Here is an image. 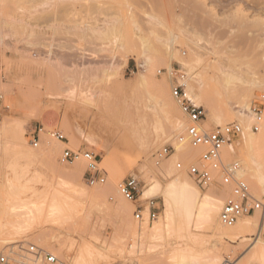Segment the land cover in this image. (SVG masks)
Here are the masks:
<instances>
[{
  "label": "rangeland",
  "instance_id": "374dc122",
  "mask_svg": "<svg viewBox=\"0 0 264 264\" xmlns=\"http://www.w3.org/2000/svg\"><path fill=\"white\" fill-rule=\"evenodd\" d=\"M95 2L91 3L92 6L95 5L92 10L87 9L85 12L86 8H82L61 16L55 23V26H58L56 29H53V26L50 27L51 23L41 19L36 20L37 14H34V9H30V5H26L24 11L20 13L14 9L12 13L13 10L11 8L10 11L9 7L6 10L0 8V76L4 85L9 89L11 87L12 91L14 90L12 92L10 89L9 95V92H0L3 95L0 107L1 122L10 116L9 118L14 123H21L29 148L34 149L33 153L38 151L37 156L39 157L36 156L32 161L21 158L15 173L10 174L11 180L24 184L26 182L24 189L18 187V184H14L16 185L14 189L7 188V178L0 166V252H7L10 248H27L29 244L52 252L55 248L58 252L61 246H67L70 242L78 240L79 237H84L86 242L93 246H103L104 249L102 248L101 251L103 258L98 264H171L170 253L174 248L172 245L175 240H169L167 237H144L136 247L134 239L138 242V237L132 236L140 232L139 227L144 223V220H136L134 214L136 210H141L144 215L147 209L149 219L150 202L153 201L155 208L153 212L157 213L156 220L163 212L161 198L144 201L141 196L148 186L146 180L156 178L159 173L154 159L155 154L165 147L173 146L175 132L161 112L153 111V107H155L152 99L154 93L140 83L138 75L143 72V69L136 57L129 53V58L124 64L125 53L119 47L113 53L106 52L107 44L110 45L109 47L112 45L108 41L100 39L98 31L105 30L104 27H108L109 30L113 26L117 27V30L112 33L108 30L111 42V38L120 37L124 30L133 32L136 26L141 28L146 35L150 31L149 29L153 28L165 42L174 34L180 35L183 28L198 31V28L201 29V21H206V18L212 15L218 19L213 26L215 33H220L223 28H226L221 27L223 21L229 22L230 20L235 35L242 36L247 32L245 35L248 42L245 39L244 42L242 39H238L239 35L237 38L218 36L211 46L206 41H201V46L212 48L214 56L210 59L203 58L194 74L206 81L213 74L215 77L223 76L220 70L221 67H224L227 71L234 72L237 77H243L247 81L255 80L256 82L251 83L249 86L251 88L247 92L242 89L239 94L233 92L219 96L216 94L217 96H214L215 113L226 120L221 126L224 127L227 124L239 123L231 111L232 108L239 110L244 106H249L252 109H260L262 121L259 131L252 130L256 137L260 138V135L264 133V7L257 0V3L253 1L251 4L247 0H95ZM30 10L33 14L29 12ZM16 16L22 18L23 24H29V27L23 28L19 25L12 29L14 27L7 25V23L12 24ZM75 24H78L79 27L96 26L95 31L91 30L96 39L92 41L81 39L82 32L80 30L75 28L70 30V27ZM151 41L147 55L151 56L155 48L160 51L157 54L160 60L164 59V53L168 46L154 41L152 37ZM79 49L83 50L86 55L83 59L80 57L79 53L82 52ZM176 49L180 50V56L185 59L189 58L190 51L185 46L178 45ZM49 50L52 51V54L48 53ZM183 54L186 55L183 56ZM28 56L32 58H26ZM210 62L213 66L211 70L208 68ZM171 65L183 69V66L179 65L175 58L171 60ZM89 68L94 69L91 71ZM164 69L168 68L165 65L156 66L155 75H153L155 81L170 82L165 74H159V71ZM209 71L210 73H208ZM65 75L75 76L66 77ZM238 84L239 87H242L241 83ZM72 89L76 96H74L76 101L73 104L68 100ZM50 99L60 102L54 103L49 101ZM201 105L205 107L207 114L205 124L203 123L204 127L207 130L219 127L210 119L212 115L205 104ZM54 108L58 112L59 120L69 118L74 124H80L91 134L109 137V139H105V148L102 145L90 146L84 140L80 141L79 148L72 149L63 146V149L59 150L54 157L58 168L63 172L62 174L59 171L62 175L55 169L54 164L43 155V151L47 147V136L49 137L52 132H62L67 139L65 143L70 144L72 140L71 135L59 122L54 125V128L49 129L44 126L41 113ZM151 108L153 112L150 111ZM169 114L173 123L184 121L180 110L172 111ZM242 127V135L225 147L222 157L227 164L240 162L242 168L244 165V175L241 178L249 184L251 194L257 199H262L264 191L262 188L254 186L246 171V154L240 147L244 133V126ZM39 129H43L42 132L38 133ZM33 136L39 142L37 148L32 144ZM83 136L85 137V135ZM8 146L12 151L17 147L13 151L16 153L27 148L15 140ZM65 149L89 151L97 155L100 159V168L106 177L105 184L96 186L87 184L85 180L86 162L80 170V176H69L67 172L72 170L78 160L61 164L60 158ZM202 151L201 149L195 160H176L174 169L179 171L177 164L181 163L183 164L181 171L183 170L182 172L186 174L191 164L200 163ZM173 153L174 149L171 147L168 157L162 161L160 166L167 164L166 161ZM103 162H107L110 173H108L109 170L103 169ZM16 174L18 175L16 176ZM159 176L163 175L159 173ZM129 177H134L139 181L140 191L137 202L135 204L129 202L130 210L124 214L116 211L114 205L119 202L117 199L118 185ZM59 183L71 184L79 186V188L84 187L89 192H92V189L94 191L97 188L102 189L110 185V188L112 186L114 188H111L112 195L105 196L100 193L95 200L85 205L86 209L82 214L79 216L73 214V218L69 221L64 218L65 221L56 220L55 217L54 219L49 218L55 221H48L46 213L44 218L36 219L33 224L31 221L28 223L27 234L17 233L13 227L16 224V216L12 213V209L16 208L12 207L18 203V199L16 201L15 199L19 198V203L25 200L24 203H27L28 206H31L30 202L33 205L36 203L34 201L40 200L36 205L44 204L48 211L51 198L49 191L56 188L62 189ZM198 188L201 192L220 199L222 204L231 195V187L222 184L219 173L215 174V182L209 188ZM7 193L16 198H9L8 202ZM41 196H43L42 201ZM45 196L48 199L47 205ZM19 203L18 206L21 207L22 204ZM145 217L146 215H144V219ZM250 217H257L260 222L258 214L247 218ZM153 221L155 220H149V222ZM257 230L254 232L258 233ZM263 233L264 230L262 231L264 237ZM256 238L257 235L253 237V239ZM11 240H16L18 243L10 244ZM50 240L53 241V247L52 244H49L51 246L49 249L45 242ZM180 243L185 244L186 242L180 241ZM213 243L214 240H209L208 236L197 237V241L188 242L198 253L212 250ZM252 247V242H223L218 246V254L228 264L229 262L247 264L253 253ZM56 251L53 253H57ZM64 253L62 250L57 255L59 254L58 257L69 264Z\"/></svg>",
  "mask_w": 264,
  "mask_h": 264
},
{
  "label": "bare ground",
  "instance_id": "6f19581e",
  "mask_svg": "<svg viewBox=\"0 0 264 264\" xmlns=\"http://www.w3.org/2000/svg\"><path fill=\"white\" fill-rule=\"evenodd\" d=\"M253 1L255 3L259 1L261 4L259 2L258 3L260 5H263L264 7V0H257V2L256 0H247V2L248 3L250 2V4ZM93 2H95V0H0V8L2 10H6L7 7H9L10 11L12 8V10L14 9L15 11H19L17 13H20L24 11L26 5H30V9L31 8L34 9L33 11L34 14H37V17H35L36 20L41 19L43 21L51 23L50 27L52 28L53 26L54 27L53 29H56L58 26L57 25L55 26V23L58 22L61 16L71 14L73 12H76L78 9L81 10L82 8L84 9L86 8L85 12L87 11V9L92 10V7L95 8V5L92 6L91 4ZM14 10L12 11V13L14 12ZM25 12L27 13L28 11ZM29 12L33 14L31 10ZM206 19L207 20L204 22L201 21L200 23L201 29L198 28V31L190 28H183L181 30L180 35L174 34L172 35V37H170L169 40H166L165 42L162 41L161 39L163 37L157 34L153 28L149 29L150 31L146 35V33H143L141 28L136 26L135 27L136 29L133 32L124 30L123 33L120 35V37L113 39L111 38V42L109 38L110 37L109 31H111L112 33L117 30V27L113 26L112 28H110L111 30L107 29L108 27H104L105 30L100 32L98 31L101 30L100 28L96 30L98 31V33H100L101 36L100 39L104 41H108L112 45V47H109L110 45L105 42L108 46L106 52L113 53V51L119 47L125 53L124 64H126L129 58L128 57L129 53H131L133 56L136 57L138 63L143 69V72H141L138 75V79L144 87L149 88L154 93L152 99L154 100L155 107H153V111L161 112L166 117L167 123L171 125L170 127L175 132V135L173 137L174 153L166 161L167 164H164L163 166H157L158 169L157 171L163 176L160 177L158 173L156 175V178H151V179L148 178L146 180L147 181L146 184H148V186L145 188L141 196L142 200L144 201H148L152 198H157V197L161 198L163 200V207H164L163 212L160 214L158 220L155 219V221L149 222L148 210L146 209V212L144 214L146 215L144 219V223L139 227L141 229L140 232L132 236L134 238L138 237V242L135 241V239L133 238L134 246L137 247V244L141 243L144 237H167L169 240L170 239L175 240V243L172 245L174 246V248L170 253L171 264H228V262L225 261L223 258H221V256L218 254V246L220 245V243L223 242L238 243V241L244 243L252 242L253 253L247 264H264V237L262 235V231L264 230V227L260 224V222H258V218L243 217L236 223L235 226L230 228L225 227L224 225H222L219 219V215L223 206L222 201L218 198L211 196L208 193L201 192L199 188L196 186V184L193 182L192 178L186 172H185L186 174H184L182 172L183 170L182 171L179 170L180 172H182L180 173L179 171H176L174 169L175 166L174 162L176 160H190V159L195 160V158L198 156L202 148L193 147L188 143L185 144L178 143L179 135L184 132L185 123L184 121L176 122V123L172 122L169 113L172 111L177 112L179 110V107L177 106L175 100L171 96L170 93L171 90L169 91L171 87L170 82L164 83L163 81L159 83L155 81L153 75H155L156 66L165 65L168 68V70H170L173 68V66L171 65V60L174 58L177 59V63L183 66V70L185 69L187 71L186 74L189 75V81L187 83L185 90L187 96L198 105L204 103L205 106L210 111V114L212 115L211 116L212 118L210 119H212L213 122L219 127H221L226 122V120H224L222 116L217 115L215 113L216 107H215L214 96L216 94L219 96L224 93H230V92H233L234 94H239L242 89H244L245 92H247L251 88L249 87L251 83L256 82L255 80L252 79H250V81H247L245 80V78L243 79V77L242 78L237 77L235 76L236 74L234 72H229L224 67H221L220 70L221 75L223 76L215 77L213 76L215 74H213L212 76L210 75L208 80L206 81L200 79L199 75L194 74L195 69H197L196 67L199 64H201L203 58L210 59L212 56H214V51L212 50V48H205L201 46L200 45L201 41L204 40L206 41L207 44L211 46L214 42V39H216L218 36L222 35V37H224L225 35L226 37L229 36V37L237 38V36L239 35V34L237 36L235 35V31L232 29L230 20L229 22L223 21V25H221V27H226L227 30H225L226 28H223V30L220 33L217 32L215 33L214 31L215 28L213 26L218 19L215 17V15H212ZM23 22L24 20L22 18L16 16L13 23L12 24L7 23V25L14 27L12 29L17 28V26L19 25H21V27L23 28L29 25V24L26 25L25 23L23 24ZM95 27L91 25H88L86 27L84 26L79 27L78 24L77 25L75 24V26L73 25V27H70V30L74 28L76 30H80L82 32V35L80 36L81 39L92 41L96 39L94 37L95 35H93L94 32L91 31V30L95 31ZM25 31H27V29H25ZM88 32H90L91 35ZM245 34H243L242 36L239 35L240 37H238V39H242L243 42L245 39L246 42H248L247 40L248 38L246 39ZM151 37L152 39L154 38V41L156 40L158 43L168 46V48H166V53H164V59L160 60V57L157 55L160 53V51L155 48L151 56L147 55L152 42ZM178 45L185 46L190 51L188 59H185L182 56H180V50L176 49V46ZM79 51L82 52L79 54L81 59H83L84 56L86 55L83 53L84 52L83 50L79 49ZM48 53L52 54V51L49 50ZM184 55L186 54H183V56ZM26 58L31 59L32 57L28 56ZM208 68L210 70L213 69L211 62ZM93 69L94 68H89V70L91 71H93ZM208 73H210V71ZM65 76L71 77L75 75H65ZM238 83H241L242 87H239ZM10 89L7 88L6 85H4L2 78L0 76V92L5 91L8 93ZM73 90L74 89L71 90V96L70 98H68V100H70L69 102L72 104L76 101L74 98L75 94ZM10 93L11 92H9L8 95ZM49 101L54 103L60 102L51 99ZM150 111H152V108L150 109ZM231 111L234 117L239 121V123L242 126H244V133L242 139L243 142L240 144V147L242 151L246 154V161H247L246 171L248 177H250L252 183L256 188H262V191H264V133L260 135L261 136L260 138L259 137L257 138L256 134L252 131L254 114H253V109L251 107L244 106L239 110H235L232 108ZM9 117L10 116H8L6 120L0 122V166L4 170V176L7 178V182H6L7 188L14 189L16 188V185L14 184H18L19 185L18 187L24 189L26 188L25 185L26 182L24 184L20 181L16 182L15 180H11L10 174L15 173L16 166H18V162L20 161L21 158H25L28 161H32L37 156L38 151L33 153L34 151L32 150L34 149L29 148V143L27 142L24 134V129H23L24 127H22L21 123L18 122L14 123ZM41 117H42V122L46 128L49 129L54 128V125H56L59 122L62 125V127L68 131V133L71 135L72 138L71 143L68 144L61 140L56 139L55 137L52 136V134H50L51 137L47 136L48 138L47 147L43 151V155L46 158H48V161L54 164L53 166L56 167L55 169H57L58 172L60 171V169L58 168V163L54 161V157L56 156L55 154H57L59 150L63 149L62 148L63 146L72 149L79 148L80 141L84 140L90 146L102 145L103 148H105V144H104V142L106 141L105 139L107 138L109 139V137L105 138V136L99 134H97L99 136H96L94 134L89 133L87 129H85L78 123L74 124L72 120H70L69 118H64L62 121L59 120L58 112L56 111L55 108L42 112ZM83 135H85V137ZM13 140L27 146V148H25V150L23 151H20L19 153L13 152L17 149V147L14 148L15 150L12 151L8 146L9 144L12 143ZM194 163L197 164L199 162H194ZM84 164L85 161L83 159H79L76 165H74L72 170L68 171L67 174L71 177L80 176V170L83 168ZM102 167L105 171L109 170V166L107 162H103ZM108 173H110V170L108 171ZM62 174L60 173V175ZM17 175L18 174H16V176ZM243 175H244V165L240 171V176L243 177ZM111 181L114 182V180L112 179ZM59 186L62 187V189L56 188L54 190L49 191L50 192L49 195H51V198H50V203L48 205V211L46 210V206L44 204L36 205V203L38 204L40 200L34 201L36 203L33 205L30 202L31 206H28L27 203H24L25 202L24 200V202L22 203L20 202L23 206L21 205V207H19L20 206V205L18 206L19 198L15 197L16 198L15 199L14 197H12V195L10 194L11 192L7 193L8 196L6 194L7 196L6 199H8L7 200L8 202H9V198L12 199L14 198L15 201L18 199V203H16V206L14 204H13L14 206L12 205L13 206L12 208L14 207L16 208L14 209L11 208L12 213L16 216V224L13 225V227L15 228L17 233H21L23 235L27 234L29 230L28 223L31 221L33 224L36 219H40L42 217L44 218V216H46L45 215L46 213L48 214L47 217L48 221H55L52 220L54 219V217L56 218V220L65 219L66 221H69L70 219L73 218L72 216L73 214H75L76 216L82 214L83 211H85L86 209L85 205L95 200L100 193L104 194L105 196L113 194L111 189L113 186L110 188L111 185L105 186L102 189L97 188L94 191L92 189V192H89L84 187L79 188V186L76 187V186H72L71 184L59 183ZM15 191H17V189H15ZM117 194H118L117 199L119 200V202L116 205L113 204L115 206V210L126 214L127 213L126 211L130 210L129 202L123 198V196L119 193V191H117ZM43 196L40 197L41 201L43 200L42 199ZM46 196L45 199H47ZM47 201L48 199L46 200V205H47ZM62 214L63 216H61ZM256 229H258L257 230L258 233L254 232V230ZM255 235H257V238L253 239ZM203 236H208L209 240H214V243L212 245V250L209 249L203 253H198L192 246H190V244H188V242L197 241V237H203ZM180 241L182 242L185 241L186 243L182 244L180 243ZM15 243H18V241L11 240L10 244H15ZM45 243L46 246L49 247V249L51 248L49 244L50 245L52 244L53 247V241L50 240ZM39 244L40 246L42 245L41 242ZM102 248H103L102 245L93 246L87 243L84 237H79L78 240H74L70 242V244H68L67 246L66 245L61 246L58 252H62V250H64L65 252L64 257L69 262V264H98L103 258V253L101 252ZM55 251L56 250L54 248L53 252ZM57 253L55 254L57 255ZM230 263L231 262H229V264Z\"/></svg>",
  "mask_w": 264,
  "mask_h": 264
},
{
  "label": "built area",
  "instance_id": "2783aa9c",
  "mask_svg": "<svg viewBox=\"0 0 264 264\" xmlns=\"http://www.w3.org/2000/svg\"><path fill=\"white\" fill-rule=\"evenodd\" d=\"M159 74H165L170 80L171 96L175 100L184 118V132L179 135L178 143H188L193 147L203 149L200 155L199 164H191L187 169V174L193 179L196 185L202 189L209 188L215 182V174L221 175L222 184L231 187V195L222 206L219 215L220 222L225 227H233L243 217L259 215L261 225L264 227V197L255 198L250 191L249 184L240 176L242 169L240 162L227 164L224 162L222 152L225 147L234 139L242 135L243 127L239 123L227 124L224 127H217L214 130H207L203 123L206 120V109L203 105L196 104L186 94V86L189 75L183 69L173 66L172 69L160 70ZM3 102V95L0 94V107ZM1 112V109H0ZM254 120L252 129L259 131L262 121V111L253 109ZM1 122V116H0ZM43 129H39L38 133ZM53 137L61 141H67L65 135L60 132H52ZM32 144L35 148L39 142L33 136ZM173 149L174 147L171 146ZM171 147H165L155 154V162L160 166L169 153ZM83 159L87 164L85 180L89 186L103 185L106 177L100 168V159L97 155L89 151H72L65 149L61 158V163H70ZM177 168L181 170L183 164L178 163ZM119 193L125 200L136 203L140 191V183L134 177L124 179L118 186ZM154 202L151 201L149 220L157 219V213L153 212ZM135 218L138 221L144 220L141 210L135 211ZM0 264H67L55 253L47 249L29 244L27 248H10L7 252H0ZM230 264H237L231 262Z\"/></svg>",
  "mask_w": 264,
  "mask_h": 264
}]
</instances>
